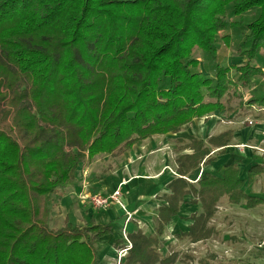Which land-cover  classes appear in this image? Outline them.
Returning a JSON list of instances; mask_svg holds the SVG:
<instances>
[{"label": "trees", "instance_id": "obj_1", "mask_svg": "<svg viewBox=\"0 0 264 264\" xmlns=\"http://www.w3.org/2000/svg\"><path fill=\"white\" fill-rule=\"evenodd\" d=\"M233 32L242 60L225 65L219 45H230ZM262 50L264 0H0V264H93L111 224L51 229L52 194L76 180L81 164L231 113L235 97L241 108L264 107V90L246 101L241 91L264 78L254 62ZM230 135L178 139L192 152L176 158L155 233H129L124 264H169L158 245L187 196L202 211L179 235L196 243L210 237L223 198L264 204L245 190L264 173L260 163L246 178L237 162L192 177L217 160L214 148L225 154Z\"/></svg>", "mask_w": 264, "mask_h": 264}, {"label": "rangeland", "instance_id": "obj_2", "mask_svg": "<svg viewBox=\"0 0 264 264\" xmlns=\"http://www.w3.org/2000/svg\"><path fill=\"white\" fill-rule=\"evenodd\" d=\"M233 33L230 45L224 43L219 45V60L225 65H229L233 59L234 61L242 60L236 58L238 57L236 44L242 37ZM202 54L198 48L194 49L193 55L203 62ZM254 62L264 68V50ZM263 90L264 78L260 77L255 78L249 87L241 88L244 101L248 100L252 93H259ZM241 99L240 97L233 98L232 106L235 110L231 113L215 112L202 118H196L189 130L185 131L186 127L182 128L180 133L182 136L193 135L205 140L206 143L210 137L218 136L229 130L232 134L229 145L224 149L225 154L219 155L223 148H214L212 154L217 156V160L210 165L202 166L195 176H192L195 181L208 172L221 175L224 165L228 162L239 163L244 178L247 177V171L252 165L260 163L264 166V107L260 109L257 106L241 108L239 104ZM178 139L174 136L171 140V147L168 148L172 152V161L182 153L180 148L185 144ZM172 147H174L173 151L170 150ZM186 151L192 152L187 149L183 153ZM128 156L129 153L117 158L99 155L92 162L81 164L76 172V180L60 187L56 193L52 194L49 202V227L57 230L65 225L69 227L85 226L81 217L84 216V212L93 208L91 207V197L97 192H104L107 193H103L104 195H108L109 189L115 187L114 183L118 181L121 172L134 171L135 173L139 171L140 164L138 162L133 161L134 168H131V165H129L130 168L128 167V160H126ZM152 159L147 157L145 165L151 169L157 168V161L155 165ZM245 190L248 194L264 198V173L257 175L252 182L246 183ZM166 195L168 194L155 197L157 206L163 204ZM187 198L185 204H191L192 197ZM198 205L181 208L182 210L175 221L167 225L158 245L161 257H169V264H264V204L250 208L245 201L234 204L227 198H223L218 203L216 213L207 224L212 229L210 237L196 243L189 238H184L179 233L188 230L192 223L191 219H187L188 217L201 213V206ZM158 209L153 208L150 222L142 221L140 223L138 219V221H134L135 231L139 229L148 235L154 234L158 222ZM106 210L107 208H104L100 212L105 213ZM70 212L76 217V223L72 218L70 219V216L68 218ZM101 222L108 223L107 220ZM113 225L114 230L118 229L116 221ZM97 246L98 250L102 251L100 248L103 247V244ZM155 264L163 263L159 261Z\"/></svg>", "mask_w": 264, "mask_h": 264}, {"label": "crops", "instance_id": "obj_3", "mask_svg": "<svg viewBox=\"0 0 264 264\" xmlns=\"http://www.w3.org/2000/svg\"><path fill=\"white\" fill-rule=\"evenodd\" d=\"M195 120L196 119L184 126L186 127L185 131L191 129V126L194 124ZM181 131L177 134L151 136L140 144L135 145L133 149L128 152L129 156L126 158V160H128V167L129 165H131V168H134L133 161H135L140 164V169L135 173L134 171H130L128 173L121 172V174H119L120 177L117 179L118 181L114 183L116 184L115 187L113 189H109L108 192V194H110L116 188H118V186L121 185L122 201L126 203L128 211H130L131 213L133 212L132 214H134L133 220L130 221L127 225L128 234L135 230L136 224L134 221H136L137 219L140 223H142V221L150 222L153 208H159L161 206H157L158 203L155 199L157 195L170 193L168 185L177 176V162L176 160L172 161V152H170L168 148L171 147V140H173L174 136L180 138L181 135V137H184L182 136V134H180ZM173 149L174 147H172L170 150L173 151ZM183 152L184 151H182V153ZM177 153L179 154V151ZM186 153L189 152L186 151ZM147 157L153 158L152 160H154L153 162L155 163V165L157 161V168L151 169L149 168V166L145 165ZM114 184H112V186H114ZM187 197L186 200L188 199ZM190 205L193 204L183 203L181 208L189 207ZM196 205L198 204H194L193 206L195 207ZM91 207L93 206L91 205ZM104 208H107V210L105 211V213H101L100 210ZM104 208L100 209L98 212L95 211L98 209H95L94 207L90 208V211L84 212V216L82 215L81 221L85 225H91L93 223L111 224V233L109 235L101 237L95 246L96 257L93 264H116L118 255L117 250L120 248V246L116 245L115 243L117 241L124 240L123 228L125 226V221L123 220H125V210L115 202H111L107 207ZM69 216L70 219L72 218L76 223L77 219L72 214V212L68 214V218ZM175 219L176 217L173 219V222L175 221ZM103 220H107L108 223H102L101 221ZM115 221L118 224V229L116 230H114L113 225ZM101 243L103 244V247L100 248L102 249V251L98 250L97 246ZM125 260L126 259H124V262Z\"/></svg>", "mask_w": 264, "mask_h": 264}, {"label": "built area", "instance_id": "obj_4", "mask_svg": "<svg viewBox=\"0 0 264 264\" xmlns=\"http://www.w3.org/2000/svg\"><path fill=\"white\" fill-rule=\"evenodd\" d=\"M111 202L118 203L125 210V226L123 228L125 245L117 250L118 255L116 261V264H123L124 258L128 255L129 250L132 248V242L128 237L127 225L130 221H132L133 214L128 211L125 203L122 201L121 185L118 186V188L111 194L104 195L101 192H97L93 197H91V204L95 209L107 207Z\"/></svg>", "mask_w": 264, "mask_h": 264}]
</instances>
